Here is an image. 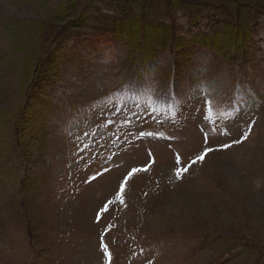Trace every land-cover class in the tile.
Here are the masks:
<instances>
[{
    "label": "rangeland",
    "instance_id": "374dc122",
    "mask_svg": "<svg viewBox=\"0 0 264 264\" xmlns=\"http://www.w3.org/2000/svg\"><path fill=\"white\" fill-rule=\"evenodd\" d=\"M0 264H264V0H0Z\"/></svg>",
    "mask_w": 264,
    "mask_h": 264
},
{
    "label": "trees",
    "instance_id": "16d2710c",
    "mask_svg": "<svg viewBox=\"0 0 264 264\" xmlns=\"http://www.w3.org/2000/svg\"><path fill=\"white\" fill-rule=\"evenodd\" d=\"M138 7V12L137 13H130L129 15H127L125 18H120L117 19L118 17H116L113 26L111 27V32L114 33L115 28H116V32L118 35H122V36H128L127 30H129L132 27H137L140 29V33H141V37L142 39H140L139 37H137V35H134L135 32L130 33V40L135 43V44H139L140 46L137 47V49H142V52L144 55H147L149 53H151V49L154 50L155 48V44L152 45V42L155 39H158L160 41V39L157 36V32L159 31V27L156 26V24H154L153 22H149L148 18V14L146 13V11L144 10V5H140L137 6ZM65 11H63L62 9L59 10L56 19L57 20H64L65 18ZM147 16V17H145ZM83 20V16L79 15L77 18L72 17L70 20V24L72 26H80V24L82 23ZM69 24V25H70ZM232 25H236V24H232ZM244 27H237L235 29H237L238 31L235 32V35L233 36V38H235L236 42L241 40L242 38V33H241V29ZM165 32V31H164ZM219 33V32H218ZM231 36L228 35L226 36L227 39H229ZM163 47H166V45L161 44ZM25 65H26V69H30L32 67V61H30L28 58L25 59Z\"/></svg>",
    "mask_w": 264,
    "mask_h": 264
},
{
    "label": "snow or ice",
    "instance_id": "6c2138e0",
    "mask_svg": "<svg viewBox=\"0 0 264 264\" xmlns=\"http://www.w3.org/2000/svg\"><path fill=\"white\" fill-rule=\"evenodd\" d=\"M230 146L231 145H228L227 147H230ZM205 155H206V153H205ZM199 159L202 160L203 159V156L199 157Z\"/></svg>",
    "mask_w": 264,
    "mask_h": 264
}]
</instances>
